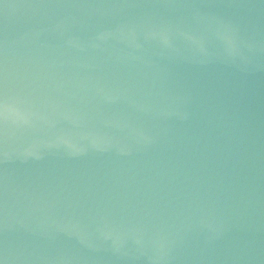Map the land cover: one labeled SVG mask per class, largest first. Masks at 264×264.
<instances>
[{"label": "water", "instance_id": "water-1", "mask_svg": "<svg viewBox=\"0 0 264 264\" xmlns=\"http://www.w3.org/2000/svg\"><path fill=\"white\" fill-rule=\"evenodd\" d=\"M0 264H264V0H0Z\"/></svg>", "mask_w": 264, "mask_h": 264}]
</instances>
